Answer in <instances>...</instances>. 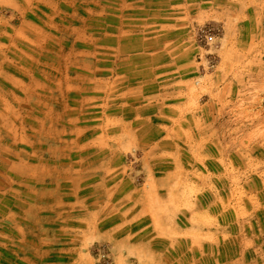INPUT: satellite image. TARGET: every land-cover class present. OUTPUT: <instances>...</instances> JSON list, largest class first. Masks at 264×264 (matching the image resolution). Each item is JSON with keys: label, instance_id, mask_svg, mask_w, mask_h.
Here are the masks:
<instances>
[{"label": "rangeland", "instance_id": "obj_1", "mask_svg": "<svg viewBox=\"0 0 264 264\" xmlns=\"http://www.w3.org/2000/svg\"><path fill=\"white\" fill-rule=\"evenodd\" d=\"M0 264H264V0H0Z\"/></svg>", "mask_w": 264, "mask_h": 264}]
</instances>
